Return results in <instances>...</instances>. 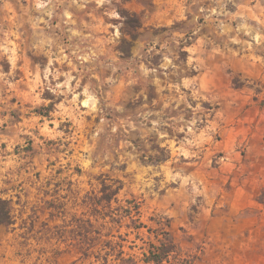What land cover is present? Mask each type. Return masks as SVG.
<instances>
[{
	"label": "rangeland",
	"instance_id": "374dc122",
	"mask_svg": "<svg viewBox=\"0 0 264 264\" xmlns=\"http://www.w3.org/2000/svg\"><path fill=\"white\" fill-rule=\"evenodd\" d=\"M262 84L264 0H0V264H104L93 231L140 259L162 227L192 264H264ZM127 201L147 228L109 223Z\"/></svg>",
	"mask_w": 264,
	"mask_h": 264
},
{
	"label": "trees",
	"instance_id": "16d2710c",
	"mask_svg": "<svg viewBox=\"0 0 264 264\" xmlns=\"http://www.w3.org/2000/svg\"><path fill=\"white\" fill-rule=\"evenodd\" d=\"M127 18L129 19V17H126V20ZM234 84L238 88L243 86L242 84L235 82ZM255 92L257 96L264 94V85H260V88L255 89ZM257 96L255 97V100L258 101ZM260 106L264 108V99L260 101ZM158 150L162 152V156H150L148 157L149 162L162 163L168 160L169 156L166 155V149L159 147ZM123 187L124 185L120 180L108 179L103 181L102 189L100 191L101 196L98 198V202L95 204L97 206L104 204L103 208L105 210H111L112 204L114 202L118 203V195L120 194ZM127 203L129 204L127 207H119L115 209V212H110L111 221L109 223L112 225H118L122 223L123 219H130L132 227L127 226L128 228H132L137 231L147 228L144 223L140 221V218L136 219V217H139L141 214L139 203H134L133 201H127ZM99 214L102 215L101 211H99ZM107 216L109 215L104 214V217ZM13 222L14 211L11 202L0 199V227L10 226L13 224ZM166 222L167 223L165 225L169 227V221L166 220ZM111 228L112 226L110 229ZM148 232L155 234L156 242H145L146 244L149 243V247L147 248L148 251L143 253V257L140 259L127 254L125 252L126 246L123 244V242L126 240L123 239L121 235L118 236L120 241L116 240L117 236L112 232H109L108 235H106V237L110 239L107 241H101L103 240L101 238V233L98 231H93L94 234L99 236L96 240H100L103 245L101 249H93L92 255L97 259L98 262H100L102 259L104 264H109V258H112L113 256H116L113 260L118 262L117 264H192V261L184 256L182 249L173 240L169 231L164 230L162 227L156 231L148 229ZM103 252H105L104 255H102Z\"/></svg>",
	"mask_w": 264,
	"mask_h": 264
}]
</instances>
